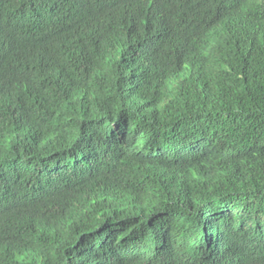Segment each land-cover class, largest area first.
Here are the masks:
<instances>
[{"label":"trees","instance_id":"obj_1","mask_svg":"<svg viewBox=\"0 0 264 264\" xmlns=\"http://www.w3.org/2000/svg\"><path fill=\"white\" fill-rule=\"evenodd\" d=\"M0 264H264V0H0Z\"/></svg>","mask_w":264,"mask_h":264}]
</instances>
